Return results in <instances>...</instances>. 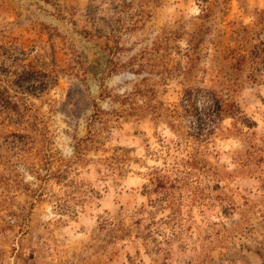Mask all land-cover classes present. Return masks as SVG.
<instances>
[{"label": "rangeland", "instance_id": "1", "mask_svg": "<svg viewBox=\"0 0 264 264\" xmlns=\"http://www.w3.org/2000/svg\"><path fill=\"white\" fill-rule=\"evenodd\" d=\"M0 264H264V0H0Z\"/></svg>", "mask_w": 264, "mask_h": 264}, {"label": "trees", "instance_id": "2", "mask_svg": "<svg viewBox=\"0 0 264 264\" xmlns=\"http://www.w3.org/2000/svg\"><path fill=\"white\" fill-rule=\"evenodd\" d=\"M1 91L2 89H0V108L6 109L9 107L10 102L8 101L7 97L3 96V93Z\"/></svg>", "mask_w": 264, "mask_h": 264}]
</instances>
